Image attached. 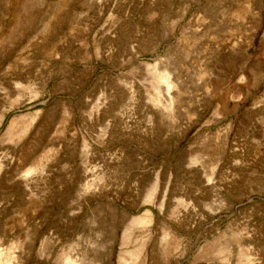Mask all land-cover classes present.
I'll use <instances>...</instances> for the list:
<instances>
[{
    "label": "rangeland",
    "instance_id": "obj_1",
    "mask_svg": "<svg viewBox=\"0 0 264 264\" xmlns=\"http://www.w3.org/2000/svg\"><path fill=\"white\" fill-rule=\"evenodd\" d=\"M0 264H264V0H0Z\"/></svg>",
    "mask_w": 264,
    "mask_h": 264
}]
</instances>
